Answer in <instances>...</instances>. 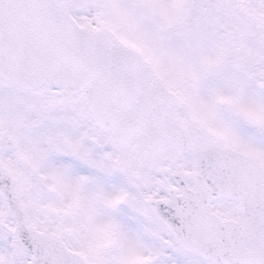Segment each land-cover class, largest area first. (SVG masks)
I'll list each match as a JSON object with an SVG mask.
<instances>
[{
  "label": "snow or ice",
  "instance_id": "6c2138e0",
  "mask_svg": "<svg viewBox=\"0 0 264 264\" xmlns=\"http://www.w3.org/2000/svg\"><path fill=\"white\" fill-rule=\"evenodd\" d=\"M0 264H264V0H0Z\"/></svg>",
  "mask_w": 264,
  "mask_h": 264
}]
</instances>
